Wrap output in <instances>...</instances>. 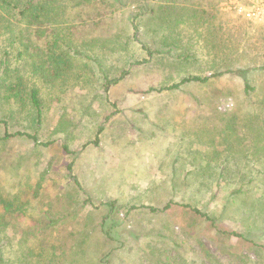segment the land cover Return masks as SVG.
Listing matches in <instances>:
<instances>
[{
    "label": "rangeland",
    "instance_id": "obj_1",
    "mask_svg": "<svg viewBox=\"0 0 264 264\" xmlns=\"http://www.w3.org/2000/svg\"><path fill=\"white\" fill-rule=\"evenodd\" d=\"M118 1L105 22L94 28L98 40L83 46L90 57L100 61L108 79H118L107 92L106 81L89 59H75L65 77H44L41 69L34 70L32 60L36 63L38 57L31 56V49L16 58L26 83L39 89L43 118L38 135L40 141L49 142L34 146L25 139H13L0 145L3 192L11 189L12 173L17 171L11 163L17 158L19 173L23 179L27 176L36 190L38 209L20 218L17 236L36 222L32 215L50 211L60 220L53 233L81 231L80 240L89 245L84 252L75 247L79 255L85 254L78 264H97L99 254L111 249L110 264H155L167 258L180 264L179 257L199 264V242L222 264H264V245L225 238L178 205L157 213L131 208L142 204L160 207L169 200H190L211 212L219 207V195L212 200L210 194H197L195 190L202 187L190 171L199 169L201 155L221 149L205 116H214L211 106L220 113L237 107L242 100L241 78L225 75L161 93L138 91L170 85L188 76H209L228 66L259 65L264 61V20L249 18L244 9L261 0ZM207 2L215 5L216 18L210 26L191 15ZM132 22L139 27L135 36ZM5 45L3 41L1 49L7 48L11 58H15L17 48L23 49ZM143 46L159 52L149 57ZM248 76L262 87L264 71L254 68ZM202 96L200 103L197 97ZM25 114L24 109H18L9 120V130L30 129ZM57 127L66 132L63 141L67 151L59 137L64 133L56 132ZM2 131L0 127V134ZM261 191L263 185L253 188L240 208L258 212L257 194ZM110 202L117 212L111 217L116 222L118 242H107L99 227L102 214L109 210L105 204ZM229 214L230 218L221 220L224 229L239 228L241 219L245 226H253L254 233L264 226V220L254 224L250 218ZM261 240L257 243L263 244ZM221 243L234 245L245 262L229 261L228 255L220 252ZM10 259V264H18L13 252ZM19 264L37 262L21 260Z\"/></svg>",
    "mask_w": 264,
    "mask_h": 264
},
{
    "label": "trees",
    "instance_id": "obj_2",
    "mask_svg": "<svg viewBox=\"0 0 264 264\" xmlns=\"http://www.w3.org/2000/svg\"><path fill=\"white\" fill-rule=\"evenodd\" d=\"M119 4L118 0H0V127L3 130L0 134V145L13 139H25L34 146L49 144V142L40 141L38 135L43 118V104L39 89L35 85L26 83L24 72L20 70V65L17 63V59L29 49H31V56L38 57L36 63L32 60L34 70L41 69L44 77H65L74 60L83 58V60L89 59L94 62L106 81V92L109 85L118 81L117 78L108 79L100 61L90 57L83 46L92 45V42L98 40V37L94 35V28L102 23ZM212 7L215 9V5L207 2L200 8L196 7L191 15L195 20L200 21V24L210 26L216 18ZM144 12L145 9L142 8L141 14ZM138 16L139 13L135 14V19ZM132 28L133 36H135L139 32V27L132 22ZM3 41L7 42L5 46H12V48L23 46V49L17 48L15 58H11L7 48L1 49ZM143 49L149 57L159 52L158 49L152 50L148 46H143ZM254 68L264 71V61L259 65L247 67L228 66L212 72L209 76H188L170 85L138 91L161 93L178 89L187 83H207L211 79L225 75H237L242 80L240 94L242 100L232 111L224 113L215 111L211 105L215 103L217 97L213 103L209 104L214 116L206 115L205 119L213 126V134L219 139L221 149H212L211 154L201 155L198 160L199 169L190 171L195 173V183L202 187L195 190L197 194L199 196L202 193L210 194L212 200L219 195V207L215 206L211 212L203 210L190 200H183L182 203L169 200L160 207L142 204L132 205V209L141 208L150 213H157L178 205L203 219L225 238L233 237L237 239V242H252L256 247L264 245V237L261 240L264 234L263 225L255 233L253 226H245L242 219L237 229H224L220 226L221 220L230 218L229 213H237L243 217V220L250 218L254 224L264 220V191L257 194L259 196L257 205L261 207L260 210L257 209L258 212L247 213L240 208V203L252 193L253 188L264 186V81L261 88L251 82L248 72ZM197 98L200 103H203L201 100L203 96ZM18 109L26 111L30 129L9 130V120L14 117ZM239 129L242 131L239 132ZM56 130V132L64 133L59 137L64 150L67 151V143L63 141L66 132L60 127ZM99 132L100 129L97 134ZM20 164L18 158L11 163L17 171L12 173L11 189L7 190L14 191L3 192L0 188V264H10L11 252L15 255L18 264L21 260L31 259H34L37 264H78L79 258L85 254L79 255L75 247H82L81 251L84 252L85 249L88 250L86 247L89 245H83L80 240L81 231L70 235L53 233L60 220L55 219L50 211H40L39 214L32 215L36 222L23 230L20 237L17 236L20 231V218L38 209L36 190H32V184L26 179L27 176L23 179L19 173ZM68 169H71L70 164ZM40 180L41 177L38 181ZM38 181L37 187L40 185ZM183 182L189 184L188 178H184ZM105 205L109 210L102 214L99 227L106 236L107 242H118L116 222L111 217V213L116 212L113 211L114 205L112 202ZM86 233L88 234L87 231ZM71 238L74 239L72 243H70ZM257 240L263 241V244L257 243ZM199 247L202 256L199 264H222L203 243L199 242ZM112 252L111 249L100 253L97 264H110ZM220 252L227 254L229 261L245 262L244 255L237 252L234 245L230 243H221ZM179 259H181L180 264H189L187 259L182 257ZM155 264L174 263L167 258L163 263L156 261Z\"/></svg>",
    "mask_w": 264,
    "mask_h": 264
},
{
    "label": "built area",
    "instance_id": "obj_3",
    "mask_svg": "<svg viewBox=\"0 0 264 264\" xmlns=\"http://www.w3.org/2000/svg\"><path fill=\"white\" fill-rule=\"evenodd\" d=\"M244 14L254 20H264V0L257 1L244 9Z\"/></svg>",
    "mask_w": 264,
    "mask_h": 264
}]
</instances>
